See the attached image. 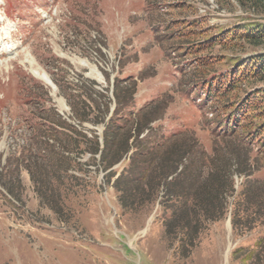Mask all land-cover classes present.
<instances>
[{
  "label": "rangeland",
  "instance_id": "rangeland-1",
  "mask_svg": "<svg viewBox=\"0 0 264 264\" xmlns=\"http://www.w3.org/2000/svg\"><path fill=\"white\" fill-rule=\"evenodd\" d=\"M255 22H264V15L236 0H0V264H264V218L244 233L232 225L235 203L243 199L241 176H234L226 215L206 221L190 242L167 232L165 220L177 206L171 196L160 191L153 202L125 212L113 180L105 182L89 153L72 170L79 181L56 193L59 214L42 204L30 174L17 163L28 126L42 116L59 113L88 134L102 133V125H79L66 102L64 94L75 93L79 76L97 81L105 89L102 105L110 101L113 109L115 79H138L124 117L152 100L167 102L148 134L154 144L190 130L212 152L247 91L258 106L247 128L255 133L264 125V83L233 92L226 84L259 61L261 50L220 36L235 26L253 29ZM209 83L215 92L220 86L211 100ZM90 105L86 112L94 118ZM129 161L114 172L119 175ZM256 178L264 179V168Z\"/></svg>",
  "mask_w": 264,
  "mask_h": 264
},
{
  "label": "trees",
  "instance_id": "trees-1",
  "mask_svg": "<svg viewBox=\"0 0 264 264\" xmlns=\"http://www.w3.org/2000/svg\"><path fill=\"white\" fill-rule=\"evenodd\" d=\"M236 1L243 7L252 6L264 15V0ZM252 24L253 29L243 27L239 32L235 26L220 35L223 38L230 34V38L237 37L261 50L259 61L244 67L226 84L227 92H233L242 84L264 83V22ZM87 82L93 88H88ZM56 83L63 90L57 80ZM97 86H100L97 82L79 76L75 93L64 94V97L79 125L104 124L101 137L95 131L87 134L59 113H55L54 118L42 116L41 122L35 121L36 125L28 127L27 145L18 153L17 163L30 174L42 204L59 214L61 208L56 200L61 195L56 193L61 185L79 181L78 176L71 174L72 170L75 164L82 167L84 163L80 159L89 153L98 170L104 173L105 182L110 184L113 180L125 212L137 211L140 203L153 202L160 191L171 196L172 202H177L171 216L165 220L168 234L177 232L191 242L206 221L222 219L229 205L227 200L235 193V175L243 177L245 183L241 193L243 199L235 203L234 231L244 233L245 226L252 229L264 218V179H252L255 171L264 168L260 164L264 158V125H259L255 133L247 129L254 125L250 121V112L258 108L252 106L254 92L247 91L211 152L190 130L173 132L156 144L149 141L151 126L163 117L167 102L162 106L158 100H152L130 117L121 115L134 105L137 79H115V109L111 116L110 101L105 105L101 103L106 96L105 89ZM209 86L207 100L217 98L220 86L218 92L213 91L212 83ZM220 98L225 96L221 93ZM91 102L97 112L94 118L86 112L91 110ZM52 109L56 112L54 107ZM262 112L259 116H263ZM128 155L129 166L117 175L113 167ZM262 243L260 241L259 245Z\"/></svg>",
  "mask_w": 264,
  "mask_h": 264
},
{
  "label": "bare ground",
  "instance_id": "bare-ground-1",
  "mask_svg": "<svg viewBox=\"0 0 264 264\" xmlns=\"http://www.w3.org/2000/svg\"><path fill=\"white\" fill-rule=\"evenodd\" d=\"M29 64L33 65L32 67H34V68H32V69H34L35 71H38V67H35L36 66L35 63H33L32 61H30ZM35 73H33L35 76H38L40 79L46 80L48 83H51V79L49 77H47V76L45 77L41 73H37V72H35Z\"/></svg>",
  "mask_w": 264,
  "mask_h": 264
}]
</instances>
